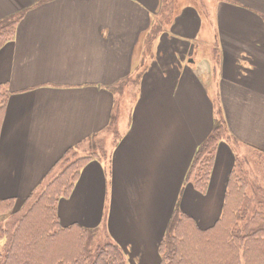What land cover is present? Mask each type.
Here are the masks:
<instances>
[{
	"label": "crops",
	"instance_id": "0c3cea01",
	"mask_svg": "<svg viewBox=\"0 0 264 264\" xmlns=\"http://www.w3.org/2000/svg\"><path fill=\"white\" fill-rule=\"evenodd\" d=\"M11 17L0 200L22 204L67 150L107 139L58 201L59 223L102 232L128 264H159L176 206L211 227L237 151L264 160V0H0ZM216 120L234 141L200 195L185 177Z\"/></svg>",
	"mask_w": 264,
	"mask_h": 264
},
{
	"label": "trees",
	"instance_id": "16d2710c",
	"mask_svg": "<svg viewBox=\"0 0 264 264\" xmlns=\"http://www.w3.org/2000/svg\"><path fill=\"white\" fill-rule=\"evenodd\" d=\"M18 20L19 17H11L0 21V49L13 38ZM6 101L3 87L0 88V127ZM233 141L224 121L216 120L194 153L185 183L205 195L218 145L221 142L231 145ZM98 148L94 147L85 156L74 149L67 150L50 170L49 180L39 191L30 194L18 211H14L18 205L15 199L0 200V217L6 216L0 219V241L5 240L6 244L0 264H128L120 247L109 237L96 239V229L78 225L61 227L56 214L58 201L70 195L81 169L93 159H106ZM249 178L244 159L236 157L227 179L220 216L207 229H201L176 206L159 245V264H203L205 260L219 264H264V255L253 250L255 243L264 249V190ZM252 183L259 186L254 197L247 191ZM259 196L258 204L254 198Z\"/></svg>",
	"mask_w": 264,
	"mask_h": 264
},
{
	"label": "rangeland",
	"instance_id": "374dc122",
	"mask_svg": "<svg viewBox=\"0 0 264 264\" xmlns=\"http://www.w3.org/2000/svg\"><path fill=\"white\" fill-rule=\"evenodd\" d=\"M214 105H215V108H216V112H219L217 110L218 103L215 102ZM216 116L219 117L218 115H216ZM98 146H100V148H98V150L101 153V157H105L106 158L107 157V153H106V151H107V139H99V140L95 141V143H93V147H98ZM237 154L241 156L239 158L244 159V169L249 174L250 178L252 179V182L255 181L257 183V185H259L264 190V160H263V158H260L259 162L257 164L256 161L254 162L253 155L251 153H249L248 151H244L243 153L240 152V151H237ZM79 155H80V153H79ZM250 178H249V181H250ZM48 180H49V177L47 176L44 179L43 184L37 190L39 191L42 188V186ZM257 185L252 183L251 186H249V188L247 189V191H248V193H249V195L251 197L255 196V189L257 187H259ZM256 196H257V194H256ZM259 199H261L260 196L258 198H254L255 201H258V204L260 203ZM253 204H254V202H253ZM19 206H20V204L17 205L16 208H14V211H18L20 209ZM251 207L255 208L254 206H251ZM251 211H254V210H251ZM5 217L6 216L0 217V219L4 220V219H6ZM97 234H98V237H96V239L103 240V233L102 232H100V233L97 232ZM255 242H256V239H255ZM258 245L259 244L256 245V243H255L254 246H253V250L255 249L254 250L255 252H257L259 250L261 255H264V249H262V247L258 246ZM5 247H6L5 240H1L0 241V255L4 254ZM239 256L240 257L242 256V249L241 248H240V251H239ZM207 257H209V259H212V257H210V256H207ZM209 261L205 260L203 264H219L218 262L215 263V260H211L210 262ZM226 264H229V263L226 262Z\"/></svg>",
	"mask_w": 264,
	"mask_h": 264
}]
</instances>
